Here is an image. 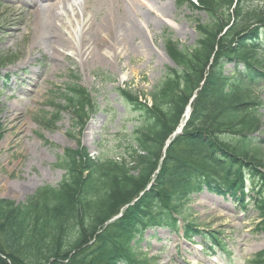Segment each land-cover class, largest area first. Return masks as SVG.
Instances as JSON below:
<instances>
[{
    "label": "trees",
    "instance_id": "obj_1",
    "mask_svg": "<svg viewBox=\"0 0 264 264\" xmlns=\"http://www.w3.org/2000/svg\"><path fill=\"white\" fill-rule=\"evenodd\" d=\"M179 5L205 11L208 19L197 20L192 47L166 38L176 67L148 92L151 105L119 89L133 129L124 124V134L100 156L83 147L65 150L57 186H42L25 202L0 198V264H152L140 245L147 230L160 227L182 230L190 242L197 236L221 242L218 231L199 228L190 216L193 195L205 189L225 197L239 193L243 202L249 182L259 189L253 206L264 216V43H257L264 0ZM227 63L235 65L229 74ZM70 74L61 94L83 126L96 104ZM194 95L188 121L164 152Z\"/></svg>",
    "mask_w": 264,
    "mask_h": 264
},
{
    "label": "rangeland",
    "instance_id": "obj_2",
    "mask_svg": "<svg viewBox=\"0 0 264 264\" xmlns=\"http://www.w3.org/2000/svg\"><path fill=\"white\" fill-rule=\"evenodd\" d=\"M12 1L0 0V61L16 56L8 64L0 62V88L8 86L0 92V198L25 202L40 187L57 186L62 181L65 170L59 162L65 150L83 147L91 155L100 156L105 147L113 145L124 124L128 131L133 129L134 123L125 120L130 108L119 89H130L142 97L148 94L166 69L175 66L167 54V34L180 46L192 47L198 39L197 20L206 21L208 16L204 11L179 6V0H161L167 6V16H143L150 22L143 31L152 53L138 52L133 46L119 59L88 60L79 53V39L78 50L68 47L58 57L41 44L34 47L37 30L33 10ZM92 4L87 14L97 22V13L103 16L107 5L103 0ZM60 25L72 31L69 21L62 19ZM261 38L264 41V32ZM234 66L227 63L225 73ZM70 71L80 77L96 103L83 126L75 124L61 94ZM11 76L14 78L10 81ZM261 99L264 101V88ZM59 108H64L60 121L53 122ZM249 194L251 205L245 210L239 200L206 189L192 197L191 219L199 228L218 231L225 238L224 252L214 245L206 251L207 239L201 236L190 242L182 230L174 233L161 227L147 230L140 247L152 264H262L253 260L257 253H264V216L252 206L253 191Z\"/></svg>",
    "mask_w": 264,
    "mask_h": 264
},
{
    "label": "bare ground",
    "instance_id": "obj_3",
    "mask_svg": "<svg viewBox=\"0 0 264 264\" xmlns=\"http://www.w3.org/2000/svg\"><path fill=\"white\" fill-rule=\"evenodd\" d=\"M93 1L31 0L29 10H33V22L37 30L32 41L34 47L41 44L58 57L68 47L73 46L78 50L76 41L79 39V53L88 60L110 57L119 59L133 46L138 52L152 53L147 34L143 31L149 28L150 22L143 16L145 13L158 18L167 16V6L161 0H103L107 6L103 16L97 13V22L87 14ZM62 19L69 21L71 32L61 27Z\"/></svg>",
    "mask_w": 264,
    "mask_h": 264
}]
</instances>
